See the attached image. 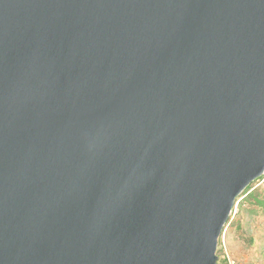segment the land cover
Here are the masks:
<instances>
[{
    "label": "water",
    "instance_id": "water-1",
    "mask_svg": "<svg viewBox=\"0 0 264 264\" xmlns=\"http://www.w3.org/2000/svg\"><path fill=\"white\" fill-rule=\"evenodd\" d=\"M264 175V0H0V264H219Z\"/></svg>",
    "mask_w": 264,
    "mask_h": 264
},
{
    "label": "rangeland",
    "instance_id": "rangeland-1",
    "mask_svg": "<svg viewBox=\"0 0 264 264\" xmlns=\"http://www.w3.org/2000/svg\"><path fill=\"white\" fill-rule=\"evenodd\" d=\"M238 201L219 240V264H264V175Z\"/></svg>",
    "mask_w": 264,
    "mask_h": 264
},
{
    "label": "trees",
    "instance_id": "trees-1",
    "mask_svg": "<svg viewBox=\"0 0 264 264\" xmlns=\"http://www.w3.org/2000/svg\"><path fill=\"white\" fill-rule=\"evenodd\" d=\"M253 183H254V182H253ZM253 183H252V184H253ZM252 184L246 189V191L244 192V194H246V193L250 190ZM249 194H251V193H248L247 196H249ZM262 203L264 204V201H262ZM231 216H232V215H231ZM230 220H231V217H230L229 221L227 222V224L230 222Z\"/></svg>",
    "mask_w": 264,
    "mask_h": 264
},
{
    "label": "built area",
    "instance_id": "built-area-1",
    "mask_svg": "<svg viewBox=\"0 0 264 264\" xmlns=\"http://www.w3.org/2000/svg\"><path fill=\"white\" fill-rule=\"evenodd\" d=\"M239 202V201H238ZM238 202L236 203V205L238 204ZM236 205H235V207H236Z\"/></svg>",
    "mask_w": 264,
    "mask_h": 264
}]
</instances>
